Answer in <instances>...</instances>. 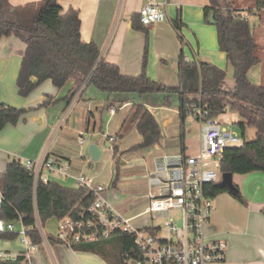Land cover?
<instances>
[{
	"label": "crops",
	"instance_id": "0c3cea01",
	"mask_svg": "<svg viewBox=\"0 0 264 264\" xmlns=\"http://www.w3.org/2000/svg\"><path fill=\"white\" fill-rule=\"evenodd\" d=\"M36 1L40 0H9L12 5L28 2L36 3ZM57 1L61 5L63 12H66L69 8L78 11L81 40L85 42L94 41L99 47L100 57L106 62L117 65L119 71L123 74L137 76L140 73L142 54L147 39L149 43L145 72L151 79H155L164 85L173 86L179 84L177 65L179 53L181 50L183 52V43L185 41L190 46L186 53L183 52L187 60L196 59L200 62H210L223 68L228 74H233L226 54L218 48L215 27H212L210 22H206L203 19V7L208 4V0H167L165 17L149 26L143 25L144 29L142 30H134L131 20L138 17V10L146 0ZM227 2L242 10V15L246 16L249 21L257 44L256 52L260 61L249 68L247 77L251 83L264 86V9L257 10L254 0H227ZM175 18L181 22L179 29L172 22ZM24 47L25 43L14 36L0 38V103H8L27 109V112L15 124L7 123L4 128L0 129V173L5 170L8 161L12 159L39 161L41 157L47 154L66 158L71 167L76 155L74 154L75 147L72 148L71 145H78L79 153L84 145V143L82 145L79 144L78 135L84 138L83 135L93 136L95 134V113L89 107L90 104H93L96 110L101 107L99 109L100 114H102L103 109H107L108 119L121 110L128 112L131 105L137 102L144 104L156 121H158L157 118L180 117V104L177 94H171L165 100L162 94L158 92L144 95L129 93L108 94L107 92L100 93L101 91L96 90L92 85H88L80 93L78 100L73 106L75 108V105L81 101L79 110L76 111L73 108L72 116L70 115L71 117L65 122H61L60 118L66 109L67 102H69L68 97L70 90L74 86V80L71 79L63 86L56 87L50 79H46L32 89L27 96L21 98L16 92L15 82ZM233 85L234 79L227 80L224 78L220 83V86L228 91L234 88ZM87 89H91L88 96L86 94ZM172 98L177 99L178 105L176 107H169ZM96 102L99 103L95 104ZM112 108L115 110L114 113L109 111ZM90 120L92 121L90 122ZM184 122L181 123L180 121L182 139H179L180 146L178 151L182 149L184 151L188 150L183 137ZM158 123L159 128H161L160 121ZM166 123H168L167 120H164L163 125L165 126ZM122 126L123 121L119 126V132ZM109 135L113 136V142H115L116 134ZM91 142L96 143L95 141ZM197 145L198 140L196 147ZM113 146L116 147V152L112 153L113 157L117 152L124 150L122 148L121 150L118 145ZM87 147L88 144L85 152H87ZM151 147H153V152L158 151V153H155L153 159L146 166L148 170L144 174L147 177H150L149 175L155 172V157L165 153L163 151L159 152L163 149L164 143L155 142ZM89 157L92 161L91 156ZM119 160H117L118 163ZM92 166L93 164L90 163V167ZM238 174H233L232 178ZM239 175L238 178L234 179L233 184L237 185L244 202L236 200L226 191L214 196L209 216V232L217 239L227 242L224 264H264V215L262 213L264 208V172L255 170ZM114 176L110 177V181L111 185L116 186L115 184H117L119 177L114 180ZM93 177L95 178V176ZM70 181L72 180L68 182ZM148 183L149 190L145 195L147 201L148 194L154 191L151 190L149 178ZM240 206L251 210L253 224L255 230L257 226V233L260 237V241L257 242L259 251L256 250L249 261L245 260V255L238 248V237L235 236L233 230L229 229L231 223L227 218L229 210H239ZM240 218H243L242 215ZM49 219L55 220L54 217ZM238 222V220L233 222L232 226L239 233L236 226ZM38 227L40 229L43 228L41 223ZM54 233L55 230L47 236L53 237ZM10 234H14V232ZM41 238L42 242L36 244L35 249L30 250L27 254L26 259L29 264H107L100 255L79 249L74 250L62 243L52 241L46 238L44 232ZM24 250L25 246L16 235L0 237V251H11L22 255ZM68 253L75 255V258L72 255L71 259H69Z\"/></svg>",
	"mask_w": 264,
	"mask_h": 264
},
{
	"label": "trees",
	"instance_id": "16d2710c",
	"mask_svg": "<svg viewBox=\"0 0 264 264\" xmlns=\"http://www.w3.org/2000/svg\"><path fill=\"white\" fill-rule=\"evenodd\" d=\"M254 3L257 10L264 9V0H254ZM241 12L227 0H208V4L203 7L204 21L209 22L208 17L213 13L218 48L226 54L232 67L234 88L231 91L220 86L226 70L210 62L187 60L182 50L177 65L178 85L167 86L151 79L145 72L148 39L142 54L140 73L137 76L121 73L117 65L100 57L99 47L94 41L81 40L78 11L69 8L63 12L57 0H40L19 5H12L9 0H0V38L14 36L25 43L15 82L16 92L21 98L46 79H50L56 87L73 79L74 86L68 100L85 80L81 93L85 87L92 85L96 90L108 94L144 95L158 92L165 100L171 94H177L179 118L183 123L188 114L187 103L199 96L201 103L206 104L209 115L216 116L228 106L237 112L240 119L238 128L244 136V143L223 151L221 172H264V86L251 83L247 77L249 68L257 64L260 58L249 21ZM172 22L177 29L180 28L181 22L177 18ZM131 23L134 30L144 29L138 17L132 18ZM131 106V122L142 138L135 147H149L158 142L161 135L158 121L141 102ZM26 112L25 108L0 103V129L7 123L15 124ZM248 127L255 129L251 140L244 135ZM115 152L116 147L113 146L112 153ZM118 164L116 160L114 180L118 178ZM215 183L207 185L209 196L213 198L222 191L230 193L225 187H219ZM0 194V218L6 222L21 219L23 224L31 225L28 234L35 244L42 242L35 224V207L43 226L52 217L59 220L64 216H75L93 196L92 192L80 186L67 187L55 181H39L33 187V175L17 159L8 161L5 170L0 173ZM230 194L236 200L244 202L239 191L237 194ZM262 213L264 215V208ZM10 233L12 232H0V237L16 235ZM46 238L57 241L51 236ZM133 240V234L119 232L106 240L78 242L70 247L94 252L107 264H122L124 253L133 248ZM0 264L29 263L26 257L19 254L14 259L0 261Z\"/></svg>",
	"mask_w": 264,
	"mask_h": 264
},
{
	"label": "built area",
	"instance_id": "2783aa9c",
	"mask_svg": "<svg viewBox=\"0 0 264 264\" xmlns=\"http://www.w3.org/2000/svg\"><path fill=\"white\" fill-rule=\"evenodd\" d=\"M166 5L167 0H146L138 10L139 23L149 26L162 20ZM85 84L86 80L66 104L61 122L70 117ZM109 111L114 113L115 110L112 108ZM187 112L199 125L195 151L182 149L155 157V172L148 177L154 191L148 194L145 209L134 216H123L106 199L103 192L107 189L96 183L93 176H86L82 172L72 175L66 158L47 154L39 161H20L33 175V187L39 181L56 182L59 177H64L72 179L75 187L80 186L93 193L86 207L78 210L75 216H64L57 220L54 239L70 247L78 242L106 240L113 233L129 232L134 237L133 248L124 253L122 264H224L227 242L209 232L212 197L208 195L207 185L220 180L223 151L242 145L245 139L234 124H223L215 120L216 116L209 115L206 104L201 103L199 96L187 103ZM105 136L109 141H114L112 135ZM78 140L80 145L85 142L84 138ZM174 208L181 211L180 227L169 217V211ZM34 209L38 227L39 217L36 207ZM138 218L141 224L133 221ZM157 218L162 222L155 226L153 221ZM30 229L31 225L23 224L21 219L6 222L0 218V232L16 234L25 246L24 257L36 247L28 234ZM38 229L43 237L42 229ZM161 232L164 234L160 235ZM16 255L11 251H0V261L14 259Z\"/></svg>",
	"mask_w": 264,
	"mask_h": 264
},
{
	"label": "rangeland",
	"instance_id": "374dc122",
	"mask_svg": "<svg viewBox=\"0 0 264 264\" xmlns=\"http://www.w3.org/2000/svg\"><path fill=\"white\" fill-rule=\"evenodd\" d=\"M212 27H215V25L212 24ZM183 44V52L186 53L190 46L187 41H185V43ZM225 79L233 80V74H228L226 71ZM90 90L91 89L86 90L87 96L90 95ZM92 92L94 91L92 90ZM97 92L99 93V91ZM81 103L82 102L80 101V103L75 105L74 109L76 111L79 110V105ZM97 103L99 102H96L95 104ZM177 105V99L172 98L170 100L169 107H176ZM89 107L93 109L95 113V134H93V136L83 135L85 142L80 153L78 145H71L72 148L75 147L74 154L76 155L74 156L75 159L73 161V165L70 167V173L74 175L78 174V171H82L86 176H95V182L101 184L107 189L105 192H103V195L106 197V199L109 200L112 205H115L117 210L123 216H134L137 213L141 212V210L144 209V207L147 205V197L145 195L149 190V183L148 177L144 173H146L148 170L146 166L153 159L155 153H158V151L153 152V147L151 146L139 148L135 147L142 138L140 134L135 130L134 123L131 122L132 106L128 112H124V110H121L110 119H108L107 109H103L102 114H100L99 109L101 107H98V110H96L93 104H90ZM163 119L167 120L168 122L165 126L163 125ZM157 120L160 121L161 125V135L158 142H160L161 144L164 143L163 149L159 152L163 151L165 153H172L178 151V148L180 146L179 139L181 135V124L179 118H157ZM215 120H218L223 124H234L237 128L238 122L240 121L238 114L232 111L228 106L222 112H220V114L216 115ZM91 121L92 120H90V122ZM122 121L123 126L119 132V126L121 125ZM101 126L102 128L100 129ZM198 130V122L193 120L190 114H187L185 122L183 124V137L188 146L187 152L195 151L196 142L198 140ZM238 130L240 131L239 128ZM254 132V127L246 128L244 132L245 138L249 140L253 139ZM119 133L121 137L119 136ZM106 134H116V141H109V139H107L105 136ZM78 137L81 138L82 136L78 135ZM91 141H95L100 149V157L97 161H91L90 157L87 155V152H85L87 144L89 145ZM113 145H118L120 146V149L122 148L124 150L122 152H117L113 157L111 151V147ZM118 159H120L117 169L119 178L117 184H115L116 186H113L111 185L110 177H113L116 173L115 161ZM90 163L93 164L92 167H90ZM239 176V174L235 175V177L232 178L233 182L234 179L238 178ZM219 177L220 173L218 172V178ZM69 180L72 179L59 177L58 181L56 182L63 186L74 187V181L72 180L68 182ZM211 202H213L212 198ZM241 215L243 217L242 219L240 218ZM169 217L177 227H180L182 225L181 211L179 209L174 208L170 210ZM227 218L231 223L230 227L228 226L229 229L233 230L235 236L238 237V248L242 250V253L245 255V260H251L253 253L258 250L257 242L260 241L259 234L257 233V226L255 230V226L253 224L251 210H247L244 206H240L239 210H229ZM237 220L239 222L236 224V226L239 233L236 231V228L232 226L233 222ZM133 221H135L136 224H141L140 218ZM160 222H162L160 218L154 219L153 225L157 226ZM56 227V218L55 220L49 219L48 221H45V225H43L42 231L47 236L48 234H52V232L56 230ZM163 234V232L160 233V235ZM72 255L68 253L69 259H71ZM73 256L75 258V255ZM102 262L104 263V261Z\"/></svg>",
	"mask_w": 264,
	"mask_h": 264
},
{
	"label": "water",
	"instance_id": "95a60500",
	"mask_svg": "<svg viewBox=\"0 0 264 264\" xmlns=\"http://www.w3.org/2000/svg\"><path fill=\"white\" fill-rule=\"evenodd\" d=\"M213 13H210L208 17V21L211 24H215V21H213ZM87 153L89 156H91L92 161H97L99 159L100 155V149L96 143H89L87 147ZM233 174L231 172H222L220 180L217 181L215 184L219 187H225L230 193L237 194L238 193V187L233 184L232 181Z\"/></svg>",
	"mask_w": 264,
	"mask_h": 264
}]
</instances>
